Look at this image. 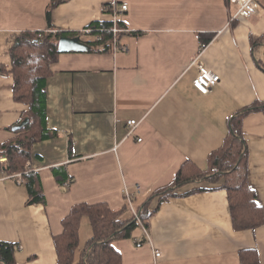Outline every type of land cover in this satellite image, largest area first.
<instances>
[{
	"label": "crops",
	"instance_id": "1",
	"mask_svg": "<svg viewBox=\"0 0 264 264\" xmlns=\"http://www.w3.org/2000/svg\"><path fill=\"white\" fill-rule=\"evenodd\" d=\"M51 2L0 0V246L15 247L16 264H57L54 239L75 205L106 204L125 222L148 205L157 210L147 222L152 243L138 223L113 241L119 264H241L252 250L264 264V109L248 111L264 104V0L253 17L237 20L228 0H69L49 20ZM101 22L124 30L112 52L93 45L103 38L105 29L93 28ZM53 31L80 33L90 49L52 63L45 82L51 136L32 143L24 170L9 175L2 147L32 136L24 130L31 105L16 99L8 73L11 51L21 34ZM201 65L221 78L208 94L194 86ZM244 112L248 180L262 215L256 228L237 230L225 178L197 174L212 173L211 155ZM129 121L138 122L133 135ZM183 167L192 179L159 205L157 193ZM93 235L84 216L76 264Z\"/></svg>",
	"mask_w": 264,
	"mask_h": 264
},
{
	"label": "trees",
	"instance_id": "2",
	"mask_svg": "<svg viewBox=\"0 0 264 264\" xmlns=\"http://www.w3.org/2000/svg\"><path fill=\"white\" fill-rule=\"evenodd\" d=\"M69 0H52L47 17L50 20L52 11L57 6ZM104 28L102 40L93 43L95 46L102 45L103 51L114 50V35L111 32L112 23H96L93 28ZM80 33L38 32L21 34L16 41L12 54V69L10 72L15 80L14 92L16 99L31 105V123L24 128L32 132V136L25 137L14 145L2 147V154L8 157L9 164L5 169L7 174L12 175L24 170L26 160L30 156L29 147L36 140H44L51 136L45 128L46 122V78L52 63L57 61L59 40L63 37H76ZM264 109V104H256L248 111ZM247 111V112H248ZM247 112L241 113L231 121L229 137L223 147L214 152L210 157L212 173L197 174V179L225 178L224 188L228 192L231 214L235 229H254L261 224L262 209L256 203V194L251 189L248 180L246 146L243 141L242 119ZM34 137V138H33ZM190 166L188 163L186 164ZM185 165V166H186ZM190 170V169H189ZM57 174L62 184L70 181L65 176ZM186 170L181 169L175 181L170 186L157 193L161 197L162 204L170 197L175 196L178 187L184 185L192 178H186ZM69 183V182H68ZM70 184V183H69ZM31 186V196L35 200L36 192ZM39 201L45 203L46 199L38 194ZM38 197V196H37ZM39 198V197H38ZM157 210H150L148 205L141 209L140 217L149 227L148 221L155 215ZM84 216L90 218L93 237L89 241L81 262L77 264H119L120 254L114 249L115 239L127 238L137 227L138 221H122L119 213L113 212L108 205L87 204L75 205L71 213L63 220L64 232L54 239L58 254L57 264H76L75 253L79 244V230ZM15 247L10 243H2L0 246V264H16ZM258 252L255 250L245 251L241 254V264H259Z\"/></svg>",
	"mask_w": 264,
	"mask_h": 264
},
{
	"label": "built area",
	"instance_id": "3",
	"mask_svg": "<svg viewBox=\"0 0 264 264\" xmlns=\"http://www.w3.org/2000/svg\"><path fill=\"white\" fill-rule=\"evenodd\" d=\"M232 5L237 6V12L232 17L233 20L237 19H248L253 17L255 14H257V4L259 0H228ZM128 9V4H124L120 8V12L123 13ZM124 30L121 29L117 24L114 25L112 29V33L115 37H117L121 32ZM221 81V78L218 74L214 73L211 69H209L206 65L200 66V74L199 76L194 80V86L203 94H208L212 87L219 84ZM128 126L130 127L129 135H133L135 128L138 126V122L136 121H129ZM141 142L142 139H139ZM4 159L3 161H5ZM13 178L19 180V183H22L23 174H18L15 176H12ZM127 197L129 199L130 204L132 205V200L130 194L127 192ZM134 214L136 217V220L138 221L139 225L141 226L144 234L149 239L148 243H152V237L148 231L146 223L141 219L140 213L134 210ZM137 247H142L143 242L141 241H135ZM161 257V252L156 250V258Z\"/></svg>",
	"mask_w": 264,
	"mask_h": 264
},
{
	"label": "water",
	"instance_id": "4",
	"mask_svg": "<svg viewBox=\"0 0 264 264\" xmlns=\"http://www.w3.org/2000/svg\"><path fill=\"white\" fill-rule=\"evenodd\" d=\"M89 49L90 47L82 42L80 37H63L60 39L58 46V52L61 54L70 52H87L89 51ZM27 122L28 120H26L24 124H26Z\"/></svg>",
	"mask_w": 264,
	"mask_h": 264
},
{
	"label": "rangeland",
	"instance_id": "5",
	"mask_svg": "<svg viewBox=\"0 0 264 264\" xmlns=\"http://www.w3.org/2000/svg\"><path fill=\"white\" fill-rule=\"evenodd\" d=\"M87 221H89V220H87ZM82 238V237H81ZM83 245H80V248L82 247Z\"/></svg>",
	"mask_w": 264,
	"mask_h": 264
}]
</instances>
